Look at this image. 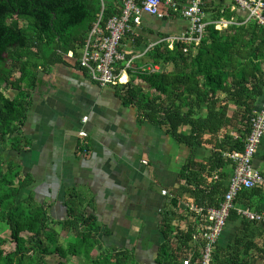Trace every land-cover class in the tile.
<instances>
[{
  "label": "trees",
  "instance_id": "16d2710c",
  "mask_svg": "<svg viewBox=\"0 0 264 264\" xmlns=\"http://www.w3.org/2000/svg\"><path fill=\"white\" fill-rule=\"evenodd\" d=\"M231 4L226 0H207L205 4L206 21L233 19L235 24L224 31L209 24L197 46L174 42L171 48L156 45L145 53L155 65H172L171 71H129L128 84L115 86L123 105L134 107L139 120L159 125L190 149L211 148L205 162L189 160L179 174L181 193L194 195L207 207H216L226 190L223 183L227 175L222 168L230 161L222 152L243 150L255 103L264 93V27L245 22L241 12L230 11ZM120 8L119 0H106L102 26L119 15ZM99 12L98 0H0V229L8 230L13 245L12 251L5 252L3 245L8 241L0 236V264H46L44 258L50 255L58 258L55 264H73L68 262L69 256L80 258L78 264H138L131 250L102 247L105 232L94 216L76 210L77 195L65 203L67 218L59 223L63 230L71 229L75 234L57 244L49 231L46 207L35 204L30 195L21 199V190L31 188L28 177L20 179L19 167L1 152L9 136L11 150L22 151L19 129L26 120L39 69L62 61L61 54L69 51L76 56ZM134 45L142 51L147 43L138 36ZM136 78L153 94L133 84ZM8 87L16 90L12 99L2 94ZM230 104L234 110L229 116ZM253 196H264V185L242 190L236 199ZM170 202L178 209V198H170ZM230 217L236 218L234 211ZM161 227L164 241L154 264H180L191 250L193 258L197 257L191 225L181 230L179 224L164 217ZM244 234L235 240L237 249L234 245L215 247L213 264H254L255 257L248 255L254 246L242 244Z\"/></svg>",
  "mask_w": 264,
  "mask_h": 264
},
{
  "label": "crops",
  "instance_id": "0c3cea01",
  "mask_svg": "<svg viewBox=\"0 0 264 264\" xmlns=\"http://www.w3.org/2000/svg\"><path fill=\"white\" fill-rule=\"evenodd\" d=\"M105 3L106 0L104 6ZM187 26V21L180 17L158 20L143 14L138 34L148 46L161 38L183 34ZM120 48L126 52V58L138 56L144 50L139 51L130 38ZM80 52L81 49L72 59L61 54L62 61L39 69L38 81L30 92L26 120L19 129L18 137L24 144L22 151L11 150L9 136L1 152L19 167L20 179L28 177L31 188L21 190V199L30 195L35 204L46 207L51 220L49 231L54 233L57 244H63L70 234H75L71 229L63 230L59 223L67 218L65 203L71 195H77L76 210L94 216L101 232H105L101 239L104 249H128L134 256L137 254L140 264H154L164 241L162 219L170 218L180 229H186L191 223L182 217L184 205L204 204L195 200L194 195L181 193L179 174L189 160L205 162L211 148L190 149L159 125L139 120L134 107L123 105L118 87H100L78 68ZM145 60L136 59L135 70ZM172 69V65H166L163 70ZM18 75V72L13 74L15 78ZM133 84L144 85L138 78ZM2 94L12 99L16 90L8 87ZM263 105L264 93L255 103L254 111ZM233 110L230 104L229 116ZM80 132L86 135L81 136ZM227 133L236 137L232 130ZM230 165L222 168L227 175L225 189L232 173ZM253 167L264 178V135L253 158ZM162 191L167 194L163 195ZM174 197L178 198V209L170 202ZM243 208L264 210V196L235 200L236 218L228 219L216 248L233 246L244 231L242 244L254 246L248 255L255 257L254 264H264V226L240 218L236 210ZM233 249H237L235 245Z\"/></svg>",
  "mask_w": 264,
  "mask_h": 264
},
{
  "label": "built area",
  "instance_id": "2783aa9c",
  "mask_svg": "<svg viewBox=\"0 0 264 264\" xmlns=\"http://www.w3.org/2000/svg\"><path fill=\"white\" fill-rule=\"evenodd\" d=\"M207 0H121V12L109 18L102 26V13L105 0H99L100 12L89 30L85 42L77 58V66L86 76L100 87L126 86L132 73H153L161 70L159 65L152 63L145 53L156 45L172 47L174 42L197 46L205 34V28L213 24L218 31H224L229 25L235 24L233 19L220 18L206 21L204 11ZM231 4L230 11L242 13L245 22L253 21L264 27V0H226ZM158 20L180 17L187 21V30L183 34L164 37L149 44L138 56L126 58V52L120 47L127 35L130 42L138 37V29L142 15ZM187 49H184L186 52ZM195 51V49H193ZM65 58H74L73 52L64 54ZM144 57L146 60L135 70L134 61ZM83 123L86 121L84 117ZM85 136V132L79 133ZM264 135V105L253 112L250 130L241 152L224 151L222 156L230 161L232 173L228 179L226 190L216 207L204 204L187 203L184 205L182 217H187L192 226V247L196 246L189 256L180 260V264H213V253L223 229L234 209V200L242 190H250L264 185V178L253 167V158ZM86 153V150H83ZM216 179V177H215ZM166 195V191H162ZM237 215L246 221L264 226V211H251L248 208L236 210ZM185 230V229H181Z\"/></svg>",
  "mask_w": 264,
  "mask_h": 264
},
{
  "label": "rangeland",
  "instance_id": "374dc122",
  "mask_svg": "<svg viewBox=\"0 0 264 264\" xmlns=\"http://www.w3.org/2000/svg\"><path fill=\"white\" fill-rule=\"evenodd\" d=\"M72 61V60H71ZM164 67H161L162 69H165L166 68V65H163ZM143 87H144V91L147 93H152L153 94V91L152 90H150V89H147L144 85H143ZM0 236L2 237V238H4V239H6V241H8L7 243H5L4 245H3V249L5 250V252H9V251H12L13 250V245L9 242V232H8V230L5 228V229H0ZM24 236H27L26 234H24ZM73 238V235L72 234H70V239H72ZM69 239V240H70ZM68 240H65V242H67ZM64 242V243H65ZM135 257V261L138 263V264H140L142 261L138 258V256H137V254L134 256ZM44 260H45V263L46 264H55L57 261H58V258L55 256V255H50V256H46L45 258H44ZM67 260H68V262H70V263H73V264H78V262H79V260L77 259V258H75V257H71V256H69L68 258H67ZM81 262V261H80ZM79 262V263H80Z\"/></svg>",
  "mask_w": 264,
  "mask_h": 264
}]
</instances>
